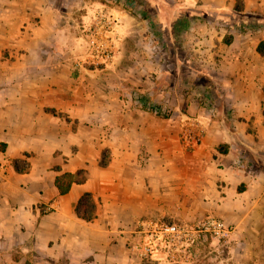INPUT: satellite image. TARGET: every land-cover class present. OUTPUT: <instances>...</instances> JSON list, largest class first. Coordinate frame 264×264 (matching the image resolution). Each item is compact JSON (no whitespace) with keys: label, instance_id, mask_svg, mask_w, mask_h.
Wrapping results in <instances>:
<instances>
[{"label":"crops","instance_id":"0c3cea01","mask_svg":"<svg viewBox=\"0 0 264 264\" xmlns=\"http://www.w3.org/2000/svg\"><path fill=\"white\" fill-rule=\"evenodd\" d=\"M207 215L229 237L186 264H264V0H0V264H181L139 258L137 222Z\"/></svg>","mask_w":264,"mask_h":264},{"label":"built area","instance_id":"2783aa9c","mask_svg":"<svg viewBox=\"0 0 264 264\" xmlns=\"http://www.w3.org/2000/svg\"><path fill=\"white\" fill-rule=\"evenodd\" d=\"M117 19L105 9H96L89 21L82 27L88 53L86 60L94 68H106L114 60ZM153 112H157L152 108ZM200 141L199 135L183 131L182 145L191 149ZM140 238L132 244L131 250L139 258H149L159 247L164 248L166 258L172 263L186 264L193 255L192 245L204 235L218 240L229 237L231 228L219 217L207 215L194 225L169 222H137Z\"/></svg>","mask_w":264,"mask_h":264},{"label":"trees","instance_id":"16d2710c","mask_svg":"<svg viewBox=\"0 0 264 264\" xmlns=\"http://www.w3.org/2000/svg\"><path fill=\"white\" fill-rule=\"evenodd\" d=\"M76 176H78V175H76ZM74 177H75V175H72V174H64L61 177H58L56 179L55 184H56L57 188L59 189L60 194H64L68 191L71 183L74 181ZM87 197H88V195L84 196V198H87ZM89 207H91V206H89ZM79 214H81V216L86 220L91 219V216L86 215V213L79 212Z\"/></svg>","mask_w":264,"mask_h":264}]
</instances>
